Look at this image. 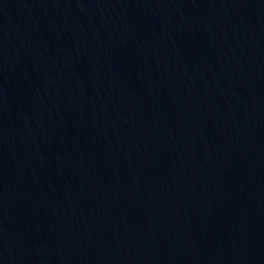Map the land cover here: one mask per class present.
I'll return each instance as SVG.
<instances>
[{"label": "water", "instance_id": "water-1", "mask_svg": "<svg viewBox=\"0 0 264 264\" xmlns=\"http://www.w3.org/2000/svg\"><path fill=\"white\" fill-rule=\"evenodd\" d=\"M0 264H264V0H0Z\"/></svg>", "mask_w": 264, "mask_h": 264}]
</instances>
